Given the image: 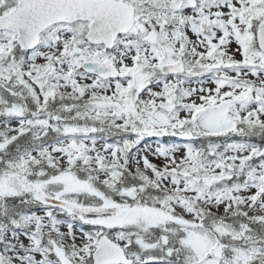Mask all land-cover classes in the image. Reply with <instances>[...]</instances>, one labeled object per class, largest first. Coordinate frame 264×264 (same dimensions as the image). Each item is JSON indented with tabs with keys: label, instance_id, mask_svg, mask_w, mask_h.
<instances>
[{
	"label": "snow or ice",
	"instance_id": "6c2138e0",
	"mask_svg": "<svg viewBox=\"0 0 264 264\" xmlns=\"http://www.w3.org/2000/svg\"><path fill=\"white\" fill-rule=\"evenodd\" d=\"M0 264H264V0H0Z\"/></svg>",
	"mask_w": 264,
	"mask_h": 264
}]
</instances>
